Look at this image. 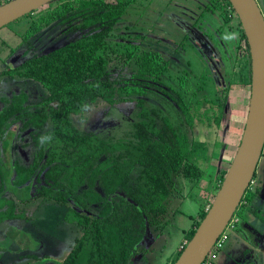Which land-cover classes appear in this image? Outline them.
Instances as JSON below:
<instances>
[{
  "label": "trees",
  "instance_id": "obj_1",
  "mask_svg": "<svg viewBox=\"0 0 264 264\" xmlns=\"http://www.w3.org/2000/svg\"><path fill=\"white\" fill-rule=\"evenodd\" d=\"M113 1L66 0L47 10L33 20L30 34L56 22L69 25L78 36L44 53H35L33 46L27 45L18 62L0 72V78L30 80L46 91L41 102L29 106L25 91L10 90L6 95L0 89V222L22 218L13 201L5 197L6 191L17 198V189L30 188L35 191L30 200L43 198L58 205L71 202L73 207L67 208L63 219L79 235L74 239L75 248L58 264H131L142 251L140 246L151 228L166 219L174 180L182 177L196 186L204 175L202 165L211 160L206 142L179 133L167 117L159 116L145 104L148 80L159 82L167 71V61L156 53H145L138 61L134 85L117 86L112 80L107 53L113 30L132 0ZM215 2L220 8L230 7L228 0ZM240 34L249 68L241 28ZM162 92L180 110L189 130L194 121L207 128L219 125L223 107L216 106L217 112L212 108L199 111V102L189 107L177 92L175 96ZM132 97L137 99L135 120L120 134L110 132L119 128L110 123L102 128L95 125L88 132L73 123L83 104L102 101L113 105L117 99L127 101ZM47 124L49 129L44 131ZM24 131H29L32 152L27 157L7 158L12 139L6 135L20 136ZM48 133L52 141L41 146L38 138ZM226 171H220L216 190ZM250 185L236 209L238 216L242 209H250L254 200ZM205 212L200 211L195 227L184 237L185 243Z\"/></svg>",
  "mask_w": 264,
  "mask_h": 264
},
{
  "label": "rangeland",
  "instance_id": "obj_2",
  "mask_svg": "<svg viewBox=\"0 0 264 264\" xmlns=\"http://www.w3.org/2000/svg\"><path fill=\"white\" fill-rule=\"evenodd\" d=\"M63 1L66 0H52L36 10L33 16L18 19L0 29V72L17 63L21 51L27 45L33 46L35 53H44L61 47L78 36L77 32L69 29V25L60 23L51 24L33 34L28 32L34 19L37 20L47 10ZM256 2L264 15L262 1ZM224 12L227 17L231 11L227 7L218 8L215 0H132L113 30L111 49L107 53L108 70L117 86L134 85L138 61L145 53H156L163 61L168 62L167 71L159 82L148 80L145 86V104L156 110L159 116L167 117L179 133L187 134L189 139L208 144L211 160L209 164L202 165L204 174L210 166H216L219 171L228 169L242 135L250 95L249 79L245 101L241 97V84L236 83L238 74L237 67L234 71L235 54L237 51L239 57L242 53L241 51L239 54L237 49L238 40L226 42L220 38L226 29L239 33L241 26L236 15L227 19L222 16ZM201 33L210 42L204 40ZM196 40L215 47L219 55L218 65L211 61L208 63L204 50V58L201 59L196 51ZM245 56L248 67L247 54ZM6 79V76L0 78L2 93L9 95L10 90L18 91L16 88H20L28 94L29 106L41 102L40 99L46 96V91L37 83L24 82L17 77L11 81ZM162 90L173 96L177 92L189 107L199 102V111L212 108L217 112L216 106L223 107L219 125L207 128L194 121L193 129L189 130L180 110ZM206 100L212 101V104L205 102ZM136 102V97L127 101L117 99L113 105L99 101L90 104L94 109L91 115L80 113L73 117V123L78 129L87 132L95 125L102 128L110 123L113 127H119L110 131L117 135L126 131L135 120ZM47 129L49 124L44 131ZM11 130L13 133L16 126ZM20 135L28 138V132ZM6 138L12 139V147L6 153L7 158L17 159L18 154L27 157L28 153L18 146L22 140L19 135L7 134ZM30 146L33 148L29 140L28 150ZM213 175L212 171L206 179L204 175L201 177L200 183L205 181L207 185L202 184L203 190H196L199 196L196 195L197 200L203 199V196L208 197L210 203L213 200L218 190L213 182ZM182 181L185 184L181 183ZM194 187L182 177L174 180L166 219L156 228H151L148 238L140 246L142 251L133 258L131 264H171L185 243H181L182 239L195 223L196 215L200 213L197 200L185 198ZM254 187L264 189V154L256 168V176L252 182V188ZM17 190L14 193L17 198L10 191H6L5 197L13 201L17 213L22 214V218L0 222V264H58L66 256L60 254L63 241L69 237L74 240L79 235L76 228L63 219L67 208L73 207V204L68 202L58 205L43 198L30 200V196L35 192L33 189L22 187ZM211 190L215 194L211 195ZM243 227L241 225V233L236 232L237 236L234 235L235 238L229 240L230 243L228 241L221 252L219 251L220 257L215 264H243L241 261L248 254L250 255L247 261L254 259L256 253H260V247H255L259 237L255 238L253 229ZM260 228L262 229V226L259 227V232L262 231ZM261 235L264 249V231ZM262 258L264 259V253ZM262 258L259 257L258 260L261 261Z\"/></svg>",
  "mask_w": 264,
  "mask_h": 264
},
{
  "label": "water",
  "instance_id": "obj_3",
  "mask_svg": "<svg viewBox=\"0 0 264 264\" xmlns=\"http://www.w3.org/2000/svg\"><path fill=\"white\" fill-rule=\"evenodd\" d=\"M52 0L0 4V29ZM244 33L250 59V95L234 157L204 217L173 264H202L233 218L252 182L264 148V16L256 0H228Z\"/></svg>",
  "mask_w": 264,
  "mask_h": 264
},
{
  "label": "flooded vegetation",
  "instance_id": "obj_4",
  "mask_svg": "<svg viewBox=\"0 0 264 264\" xmlns=\"http://www.w3.org/2000/svg\"><path fill=\"white\" fill-rule=\"evenodd\" d=\"M261 1H262L261 2V8H263V11H264V0H261ZM218 8H220V7H218ZM233 16H234L233 14L228 13L226 18L230 19V17H233ZM239 36H241L240 32H239ZM243 43H244V41H241L240 38H239L238 52L240 54L241 51H242V53L240 54L241 58H245L246 57L245 55L247 54L246 50L244 49ZM248 70L250 72V66H249ZM14 78L6 79V80L11 81ZM249 78H250V75H249ZM22 81L25 82V81H30V80H23L22 79ZM249 81H250V79H249ZM31 82H33V81H31ZM249 86H250V83H249ZM16 89L20 90V88H16ZM26 132L29 133V131H24L23 133H26ZM20 136H21L20 138L22 139L23 138L22 135H20ZM28 138H23L21 140V143L18 146L20 148H23L29 154V153L32 152V146H30V150L27 149V146H29V140L31 141L30 136H28ZM31 144L33 145L32 141H31ZM21 152L24 153L22 150H21ZM263 154H264V148L262 150L261 156H263ZM18 155L20 156V154H18ZM254 175L256 176V171H255ZM255 176L253 177V180H254ZM253 180H252V182H253ZM252 182H251V185H250L251 186L250 187V191L252 193H255V195L253 197L254 200L252 201V205H249L250 209H246V208L242 209V211L240 212V214H242V215L238 216V215L234 214V216H233L234 226L227 233L226 241H225L224 245L227 244L229 240L231 241V239H233V238H235V236H237L235 234L236 232L241 233V225L244 226V227H248L249 229H253L255 231V238L257 239V237H259V240H258L257 244H255V247H257V248L260 247L259 248L260 253H256L257 254L256 257L254 259L248 260V261H252L254 264H264V259L262 258V255L264 253V249L262 247L263 246L262 245L263 244V238H262V235H261L262 231H264V189L263 190H259L257 187L252 188ZM243 204H246V202H244ZM260 226H262V229L260 228L262 231L259 232V227ZM230 241H229V243H230ZM226 246H229V245H226ZM220 252L217 253L216 259L214 260L213 264H215V262L217 261L218 257H220ZM229 255L227 256V259H229ZM249 255L250 254H248V256ZM248 256L243 261H241V263L246 264L248 262L247 261ZM239 257H241V254L239 255ZM259 257L262 258L261 261L258 260Z\"/></svg>",
  "mask_w": 264,
  "mask_h": 264
},
{
  "label": "crops",
  "instance_id": "obj_5",
  "mask_svg": "<svg viewBox=\"0 0 264 264\" xmlns=\"http://www.w3.org/2000/svg\"><path fill=\"white\" fill-rule=\"evenodd\" d=\"M7 1H9V0H0V3H5V2H7ZM226 21V20H225ZM201 35H202V38L204 39V40H206V38L203 36L204 34H202L201 33ZM239 38H240V36H239ZM207 42H210L209 40H206ZM196 43H197V45H195L196 46V51L197 52H199L198 54L200 55V57H201V59H202V57L204 56V55H202L203 54V50H204V54H205V58L207 59V61H208V63L210 64V62L209 61H211L213 64H215V65H218V63H219V55H218V52H217V50L215 49V47H213V46H211V45H205V43L204 44H202L201 42H199V41H197L196 40ZM238 44H239V39H238V42H237V49H238ZM235 57H236V61H235V66H234V71H235V67H237V79H236V83H239V84H241V97L243 98V101H245V99H246V85L248 84V79H249V75H250V72L248 71V67L246 66V57L245 58H241V56L239 55V57L237 56V51H236V54H235ZM204 58V57H203ZM194 60H196V59H194ZM190 64V63H189ZM202 70V68H200V70L199 71H201ZM199 71H197L198 73H199ZM249 85V84H248ZM201 88V87H200ZM228 89L230 88V85L227 87ZM250 90V89H249ZM250 94V93H249ZM243 104H244V102H243ZM245 122V119L243 120V123ZM209 154H210V152H209ZM212 154V153H211ZM211 167V166H210ZM210 167H208V170H207V173H205L204 174V176L203 177H205V179H206V177L208 176H210L211 175V173H212V171H213V176L215 177V179H213V182H214V184L216 185V179H217V177L219 176V174H220V171H222V169L219 171V170H216V166H213V167H211V171H210ZM213 168V169H212ZM181 183H183V184H185V182H181ZM202 184H205V186L207 185V183L204 181L203 183H198L194 188H193V190H192V192H190V193H188L189 195H187L185 198H192V200H193V198L194 199H196V190L197 191H199V190H203V187H201L202 186ZM191 186V185H190ZM191 189V188H190ZM189 189V190H190ZM205 190H206V188H205ZM189 192V191H188ZM201 192H203V191H201ZM200 192V193H201ZM211 192V195L212 194H215V192L213 191V190H211L210 191ZM198 196V195H197ZM199 197V196H198ZM197 200V199H196ZM197 203H198V205L200 206V211L201 210H203L204 209V211H205V209L209 206V203H210V199H208V197H204L203 196V199L201 198V200L200 199H198L197 201H196ZM199 215L200 214H197L196 216H197V219H196V221H195V223L198 221V219H199ZM195 223L193 224V226L191 227V229L192 228H194L195 226ZM184 243L185 242V240L184 239H182V241H181V243ZM178 253V252H177Z\"/></svg>",
  "mask_w": 264,
  "mask_h": 264
},
{
  "label": "clouds",
  "instance_id": "obj_6",
  "mask_svg": "<svg viewBox=\"0 0 264 264\" xmlns=\"http://www.w3.org/2000/svg\"><path fill=\"white\" fill-rule=\"evenodd\" d=\"M222 40L226 41V42H231V41H235L239 39V33L238 32H229L227 29L225 30L224 33L221 34L220 37ZM81 114H87V115H91L94 112V109L92 108V106L88 105V104H83L81 106L80 109ZM81 122L83 123L84 121L81 120ZM53 139L52 134L48 133V134H44L42 136H40L38 138V143L41 146H44L46 144H49ZM75 242L74 240L69 237L66 238L63 243L61 244L60 247V254L61 256L63 255H67L70 253V251L75 248Z\"/></svg>",
  "mask_w": 264,
  "mask_h": 264
},
{
  "label": "built area",
  "instance_id": "obj_7",
  "mask_svg": "<svg viewBox=\"0 0 264 264\" xmlns=\"http://www.w3.org/2000/svg\"><path fill=\"white\" fill-rule=\"evenodd\" d=\"M231 11V6L227 7ZM231 13V12H230ZM234 14V12L232 13ZM234 226V219L232 218L231 221L228 223L225 231L222 233V235L219 237V239L216 241L215 245L211 249L210 253L206 257V259L203 261L202 264H213L214 260L216 259L217 253L222 250L224 243L226 241L227 233L233 228ZM185 243L180 247V249L183 248Z\"/></svg>",
  "mask_w": 264,
  "mask_h": 264
}]
</instances>
